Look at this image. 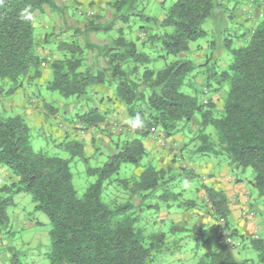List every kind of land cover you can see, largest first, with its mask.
<instances>
[{"label": "trees", "instance_id": "16d2710c", "mask_svg": "<svg viewBox=\"0 0 264 264\" xmlns=\"http://www.w3.org/2000/svg\"><path fill=\"white\" fill-rule=\"evenodd\" d=\"M129 1L112 2L114 13L109 22L89 21L83 29H75V33L85 36L84 45L75 36L59 38L48 29L43 30L40 40L38 36L35 39L36 15L45 16L46 9L52 13L60 11L54 0H3L0 3V97L12 95L24 84L40 80L42 69L47 68L50 75L46 80L48 90L65 98L76 96L88 101L89 88L112 81L108 69L120 65L125 71L114 78V95L125 106L129 119L139 114L144 121V127L134 129L133 138L117 144L118 148L109 154L102 166L87 169L96 180L79 198L72 184L70 162L75 157L86 160L82 145L73 140L61 144L69 153L68 157L36 152L30 144L31 128L25 117L0 113V166L15 177L14 182L1 187L0 192L29 194L35 209L47 216L50 223V249L46 254L49 264H152L157 254L167 251L166 233L147 234L136 224L144 212L142 200L159 187L168 186L176 178L175 170L150 163L139 174L115 179L119 184L117 191L124 195L122 202L106 203L102 193L106 185L115 181L111 177L122 163L140 164L146 154L144 138L156 130L166 136L183 132L185 128L189 129L196 115L199 116V128L192 138L197 143L194 152L224 156L234 170L252 168L254 176L249 183L259 196H264V13L258 14L262 18L235 38L239 43L232 45L230 39H225L223 48L230 59L225 68L218 70L214 64L213 67L207 65L208 62L196 64L182 57L191 43L206 37L201 26L214 13L218 5L216 0H175L164 18L152 19V32L140 28L147 33L144 40L140 41L137 36L135 40H129L125 37V27H118L110 44H92L89 32L106 34L113 30L115 19L128 22ZM226 1L237 5L246 0ZM124 8L126 10L122 12ZM22 12L30 18H22ZM145 19L149 21V18ZM54 39L57 41L54 50L60 56L40 57L37 48L42 49ZM157 43L164 55L156 58H171L162 68L152 70L147 67L151 56L140 47H153ZM91 47H97L104 67L86 65L85 54ZM141 66L143 71L140 73ZM203 66L207 69L198 88L193 94L182 92L184 84L191 86L195 82L196 68ZM206 89L222 90L220 108L211 99L199 97L207 92ZM31 101L36 102L34 98ZM104 115L99 109L88 107L77 114V118L81 125L89 128L102 122ZM208 126L216 130V140L206 133ZM184 172L190 177L189 171ZM202 187L215 220L222 221L223 228L233 238L242 240L243 236L230 228V209L224 191ZM170 194V200L177 196ZM134 197L140 200L136 205ZM167 198L166 193L157 197L168 203ZM11 203L10 194L0 196V228L8 226L6 207ZM181 204L185 208L192 205L188 200ZM153 206L159 210L164 205L155 203ZM172 206L167 204L164 209L170 210ZM176 207L180 208V204ZM183 228L173 223L169 233ZM192 229L199 237L205 233L199 225ZM216 242L217 248L203 253L195 264L240 263L235 258L234 246L218 236ZM248 243L256 252V264H264V238H251Z\"/></svg>", "mask_w": 264, "mask_h": 264}, {"label": "rangeland", "instance_id": "374dc122", "mask_svg": "<svg viewBox=\"0 0 264 264\" xmlns=\"http://www.w3.org/2000/svg\"><path fill=\"white\" fill-rule=\"evenodd\" d=\"M144 1L148 3L147 9L145 11L142 12L140 8L134 11L132 10L131 12L135 17H133L127 23H123L121 21V23L125 25V37L129 40H135L136 36L140 38V41L144 40L141 39V36L142 38H145L147 36V33H145L143 29H140L141 27L147 29V32L149 33L152 32V29L154 30V28L150 27L151 25L149 26V24L139 18L141 14H144L146 16L158 17L159 15L164 14L175 0H163V3L161 5H158L157 2L155 3L156 0ZM216 4L218 5H216L214 13L206 18L201 26L202 29L206 32V37L198 40L195 43H191L189 46H193L191 49L192 54L191 52L186 53L185 55L182 54L183 58L195 62L196 56L197 62L201 63L202 57H206V55L202 53V49L207 43L211 46V48H208L207 54H218V51L222 50L220 54H218L220 57L216 58L215 60L221 62L224 60L229 61L230 55L228 54V51L223 48V45L226 41L225 39H230L232 45H235L236 42L239 43V41L235 38H237V36H241V34H243V32H245L253 24H255L259 20V18H262L257 16L259 13H264V9L257 10L256 14H254V10H252V12L250 13L247 0L243 3H238L237 5H233V2L228 3L226 0H216ZM77 8L76 10H79L80 13L75 12L76 14L71 15H67V13L59 14L58 11L49 13V10L46 9L45 11L48 12L51 17L49 18V21L46 18H43L44 20L48 21L47 24L51 22L50 24L53 27L48 28V30H50L53 35H59V38L63 39H71L70 37L75 36L77 37L78 41L82 45H84L86 43L85 36L77 32L75 33L74 30L81 28L83 29L84 25L87 22H95L97 20H100V18L95 13L89 14L91 10H88L89 8L87 4H81L80 8ZM125 10L126 9L124 8L122 12H124ZM74 15L77 16L75 22H73L71 19ZM40 16L42 15L37 14L35 17L34 35L35 39H37L38 36V40H40V35L45 32L40 29ZM52 18H54L56 22ZM127 26H130L131 28H127ZM118 27L119 23L115 22L113 30L106 34H102V32L99 34L89 32V41L97 46L110 44L112 38H115L117 35L116 29ZM42 29L44 28L42 27ZM169 30L170 28H168V31ZM140 41L138 43H140ZM56 42V39H54L49 44L42 46V48L46 50H52V54H46V56H48L49 58H52L53 54L56 53V51L54 50V46L56 47ZM201 43L202 46L200 45ZM140 49L151 56L152 60L147 65V67L152 70H158L162 68L164 63L171 58L166 56H164L166 60L163 58H156L157 55H164V51L158 43L154 44L153 47H140ZM37 51L38 53L40 52V47L37 48ZM57 55L60 56L59 54ZM99 55L100 53L97 47H91L87 49L85 54L86 65H92L95 67L105 65V62ZM120 70H125V68L121 66ZM120 70L116 72H119ZM139 71L140 73L143 71V66L139 67ZM116 72L115 74H117ZM115 77L118 76H114V78ZM47 79H50V75L47 76ZM44 81V79L43 81L36 79L28 84H24L22 88L16 90L12 95L1 96L0 113L8 115L20 113V111L22 110L20 108H17L19 107V102L27 103V100H29V98H34V100H36L35 103L29 102V104L33 106L34 109L41 111L44 107V105L41 104V101H47L50 106H53L55 108L54 113L58 114H56L55 117H51V115L47 116L43 113L36 112V117L42 119L43 128L41 130H36L35 127L30 126L31 147L36 152H46L49 155L68 157L69 153L62 146H58L60 140L57 137V131L60 129V123L65 124V121H67V118L70 115L68 110L73 109V107L70 106L75 105L77 108H79L81 105L78 103H85V98L78 99L76 98V96H71L68 98L62 97L56 91L48 90L46 88V84L42 85ZM196 88L197 84L193 81L191 86H187L186 84H184L181 87V91L186 94H193V91ZM27 96H29V98H27ZM199 97L203 100L207 97V95L200 94ZM10 103L13 106L11 109H8ZM196 117L199 118V116L197 115ZM27 120H29V118H27ZM192 125L195 124L192 123ZM184 131L186 132V134H189L188 127L185 128ZM206 133H209L211 135L212 140H216L215 138L217 134L214 127L208 126L206 128ZM192 141H194V143L196 142L193 139L190 142ZM189 143L184 144L182 149L178 145L173 143V147L177 146V149L179 148L181 152L183 151L179 159L180 161H178L180 163V167L178 169L179 171L175 170V173L177 172L175 174L176 178H174L168 184V186H165V188L159 187L155 192L153 191L151 194H147L146 198L142 200V207L144 209V212L139 215L140 220L136 224V226H140V228L147 234L154 231H162L166 233L165 241L167 244V251L157 254L155 257V261L152 264H195L202 255V235L200 237L197 235V237L194 238L196 233H194L192 229V226L194 225L193 220H186L184 223L180 222V225L178 226L185 228L176 230V232L169 233L171 225L173 223H176L175 220L179 221V217L174 214V209L180 211V214L189 216L199 210L205 211L207 207L205 199L202 198V196H200L198 193L199 190H201L200 187L202 180L198 176H195L192 170L186 168L187 164H189L188 159H190V157L195 154V152L190 149L194 148L195 144H197L195 143L192 146ZM157 144L159 147H165L167 142L165 141V144L161 145L157 141ZM95 149L96 150L94 151V155H84L86 157V160L75 157L70 162L72 184L76 195L79 198L84 195L87 187L96 180V176L89 175L87 173V169L102 166L108 160V156L110 154L109 148L105 145H101L100 147L96 145ZM203 155L202 157L204 159L208 157L210 160H214V158L216 157L215 160L217 163H219L218 166L215 165L217 166V169L219 167L221 168V166H223V164H225L226 162V158L224 156L214 157V155L212 154ZM151 164L156 166L155 162H152ZM146 165V163H143V160L137 166H134L130 163H122L119 167L118 172L114 174L111 179H123L133 174L140 173ZM182 165H184V167H182ZM0 169H2L0 170V188L5 185H10L12 182H14L15 177L5 167L0 166ZM182 170L190 172V177L187 175V178L190 181H185L182 179V177H179L182 174ZM229 171L239 182L245 183V186L247 185V180L249 183V181L252 180L254 176L253 170L250 167H247L244 170L230 169ZM205 185L209 186V184ZM249 185L250 186L248 188L253 193V199L255 200V203L264 206V196H259L253 186L250 183ZM118 186L119 184L117 183V180H115L104 187L102 199L106 203L112 202L114 200L117 202H122L124 195L117 191V189L119 188ZM161 193H166L168 196L167 200L170 202L167 203L157 199V197ZM170 193L177 194V196L173 197L172 200H170ZM9 194L11 196L12 203L6 207L8 226L6 228H0V264H49V260L46 254L50 249V223L47 216L41 210L35 209V204L32 202L29 194L24 192L12 194L0 192V196H8ZM184 199L193 200V203L191 206H189V208H185L181 204ZM133 201L136 205L140 200L138 197H134ZM113 203L114 202H112V204ZM155 203H159L160 205L164 206L160 207V209L158 210L153 206ZM167 204L174 205L172 211L169 210L167 212L166 209H164ZM179 204L180 208H177L176 205ZM256 217L260 222L264 221V208L260 210V212H257ZM229 222L231 225L230 228L234 229V226H232L234 224L231 221ZM205 229L204 231L207 237L210 239V245L215 246L213 234L216 228L208 227ZM227 232L229 233V231ZM258 233L259 235L261 234L260 231ZM236 239L239 240V238ZM234 254L236 260L240 261V263L244 262L245 259L250 258L257 260L256 252L249 245V243L246 244L245 248H241V246H235Z\"/></svg>", "mask_w": 264, "mask_h": 264}, {"label": "crops", "instance_id": "0c3cea01", "mask_svg": "<svg viewBox=\"0 0 264 264\" xmlns=\"http://www.w3.org/2000/svg\"><path fill=\"white\" fill-rule=\"evenodd\" d=\"M115 0H54L56 5L60 7V11H58L59 14L67 13V15L80 13L79 10H76L80 8L81 4H87L88 10H91V13H95L99 16L100 20L95 21L96 23L104 24L106 22H109L113 19V7L112 2ZM158 3V5H161L163 3V0H156L155 3ZM147 2L144 0H130L129 5L131 9L130 11H134L140 8V10L143 12L147 9ZM261 8L254 9V14H256V11ZM264 9V8H263ZM76 10V11H75ZM166 12V11H165ZM50 13V12H49ZM128 21L131 20L134 16L132 12H129ZM164 14L159 15L158 17H152V16H146L144 14L140 15V19L144 20L149 26L152 24V19H158L161 20L164 18ZM46 18L49 21V18L51 17L48 12L45 11V16H40V29L45 30L48 29L51 26V22L48 23L47 20H44ZM77 16L74 15L71 19L73 22L76 21ZM256 17V16H255ZM43 18V19H42ZM145 18H149V21H147ZM54 19V18H52ZM43 20V22H42ZM56 22V20L54 19ZM115 22L119 23V27H124L125 25L121 23V20L115 19ZM44 24V25H43ZM69 25V24H68ZM42 27L44 29H42ZM141 39H145L142 38ZM205 43V42H204ZM202 46V43L200 44ZM197 46V45H196ZM192 45L189 46V50L185 52L190 53L192 49ZM208 48H211L209 44L206 43V45L202 49V53L206 55L202 57V62L198 63L195 56V63L196 64H203L205 62H208L207 65H211V67L215 66L217 69H223L226 67L228 60L224 61H218L215 60L216 58L220 57L218 54L222 50L218 51V54H207ZM52 51V50H51ZM50 50H46L44 48H40V57H43L45 59L48 58L46 54L53 53ZM192 54V52H191ZM194 55V54H193ZM57 53L53 54V57H57ZM214 64V65H213ZM213 65V66H212ZM100 67H104V65H101ZM209 67V66H208ZM121 66L117 65L115 68H109L108 74H111L112 81H108L105 84H98L91 86L89 88L88 97L86 98L88 101L85 100V103H77L81 106L77 108L75 105L70 106L73 107V109H69V117L67 118V121H65V124L63 126H60V129L57 131V137L59 138L60 142L58 146L63 144L64 142L68 140H73L78 143H80L83 147L84 155L91 156L94 155L95 146L98 145L100 147L101 145H105L109 148L110 153L114 152L118 146L117 144H121L124 140L131 139L134 137V129L130 128L128 124L125 123V121L129 120L126 108L114 95V76H121L125 70H120ZM207 69V66L198 67L196 68V71L198 74L194 77V80L197 85H199L200 81L203 79L202 75L205 70ZM120 70L119 72H116ZM43 75L42 78H40V81L45 80L42 85L46 84L47 76L49 75V70L47 68L42 69ZM115 72L117 74H115ZM202 72V73H200ZM114 75V76H112ZM116 78V77H115ZM198 88V86H197ZM205 95H207L206 99H211L212 102L216 103V107H219L221 102V92H212L208 91ZM29 98V96H27ZM205 99V98H204ZM84 101V100H83ZM31 103V99L27 100V103L19 102L17 108H20L22 111L18 113L19 115H22L25 117L28 124H30L31 127H35L36 130L43 128V123L41 118L36 117V112L43 113L45 115H51V117H55L56 114L54 113L55 108L53 106H50L49 103L46 101H41V104L44 105L41 111L34 109L33 106L29 104ZM48 104V105H47ZM12 104L10 103L8 106V109L12 108ZM88 107L99 109L100 111L104 112V120L102 122H98L96 125L89 127L86 131L81 132L79 130L81 126V122L77 118V114H81L82 112L86 111ZM29 118V120H27ZM194 123L195 125H192ZM198 124V125H197ZM197 128H199V123L197 118H194L189 125L188 133L186 134L185 131L179 132L173 136H166L165 133H162L160 130H156L155 132L148 135V137L143 139L144 148L146 150V154L143 158V163L150 164V162H155L156 167L159 168H171L173 170H178L180 167V161L178 156L182 155V152L180 149H177L176 147H173V143L178 145L181 149L184 146V144L189 143L192 138L195 136ZM157 136H163L165 137V141L167 142L165 147H159L156 141ZM193 146L194 141L189 143ZM189 146V145H188ZM113 147V148H112ZM190 147V146H189ZM191 148V147H190ZM190 150L195 151V147L191 148ZM180 151V152H179ZM203 154L196 153L193 154V156L188 159V163L186 168L189 170H192V172L195 174V176H198L201 180V187L199 190V195L202 196V198L205 199V202L207 203V207L205 211H196L192 213L191 215H185L180 214L178 210L174 209V214L179 217V221L175 220V225H180L181 223H184L186 220H193L194 225H199L202 229L213 227L216 228L213 234L214 240H215V246H211L209 241L210 239L207 237L206 233L202 234V254L205 252H212L217 248V236H218V229L223 227L222 221H216L211 206L208 203L206 199V194L202 186H206L205 184H209L210 187H213L215 189L223 190L228 201L229 209H230V215L229 219L234 224V229L237 230V232L243 236V239H236L234 237L235 246L241 248H245L247 242H249V239L251 238H263L264 237V221L260 222L259 219L256 217L257 212L262 210L264 208L263 205H258L255 203V200L253 199V193L248 188L250 185L247 180V185L245 186V183L239 182L229 171L231 168L225 162L221 168H216L219 163L216 162V157L214 160H210L208 157L204 159L202 157ZM204 156V155H203ZM223 163V162H222ZM221 164V162H220ZM217 165V166H215ZM184 167V165H182ZM2 170V169H0ZM186 170V169H185ZM184 170V171H185ZM179 171V170H178ZM182 171L181 177L185 181H190L187 178L186 173ZM177 173V172H176ZM181 173V172H180ZM139 174V173H137ZM188 200V199H184ZM191 204L193 203V200H188ZM173 206L170 208V211L173 210ZM168 212L169 209H166ZM193 225V226H194ZM192 226V227H193ZM206 230V229H205ZM261 232L259 235L258 232ZM197 237V233L195 234V237ZM205 238V239H204ZM241 241V242H240ZM234 246V247H235ZM238 261V260H237ZM256 259H245L244 264H256ZM240 262V261H238ZM243 263V262H242Z\"/></svg>", "mask_w": 264, "mask_h": 264}, {"label": "built area", "instance_id": "2783aa9c", "mask_svg": "<svg viewBox=\"0 0 264 264\" xmlns=\"http://www.w3.org/2000/svg\"><path fill=\"white\" fill-rule=\"evenodd\" d=\"M248 6H249V12L251 13L252 10L257 9L258 8V4L263 6V1L262 0H248ZM258 3V4H257ZM260 6V7H261ZM89 14H92L91 12H89ZM259 16H262L261 13H259ZM205 102V100H204ZM88 128H86V126L81 125L79 130L81 132L86 131ZM155 132V131H154ZM153 133V132H152ZM157 141L158 143H160L161 145L165 144V139L163 136H157ZM218 237L225 242L226 244L230 245V246H235V241L233 239V237L222 227L220 229H218ZM242 264V263H239Z\"/></svg>", "mask_w": 264, "mask_h": 264}, {"label": "clouds", "instance_id": "9594fccd", "mask_svg": "<svg viewBox=\"0 0 264 264\" xmlns=\"http://www.w3.org/2000/svg\"><path fill=\"white\" fill-rule=\"evenodd\" d=\"M3 0H0V3H2ZM21 17L22 18H30V17H26L24 12L21 13ZM126 124H128L130 126V128L132 129H139V128H143L144 127V121L142 120L141 116L139 114H137L135 117L125 121Z\"/></svg>", "mask_w": 264, "mask_h": 264}]
</instances>
